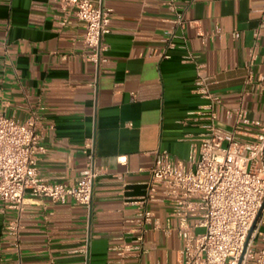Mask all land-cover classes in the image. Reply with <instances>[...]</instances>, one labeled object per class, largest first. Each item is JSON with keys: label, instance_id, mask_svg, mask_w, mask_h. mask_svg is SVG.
I'll list each match as a JSON object with an SVG mask.
<instances>
[{"label": "crops", "instance_id": "obj_1", "mask_svg": "<svg viewBox=\"0 0 264 264\" xmlns=\"http://www.w3.org/2000/svg\"><path fill=\"white\" fill-rule=\"evenodd\" d=\"M173 2L174 11L166 0H102L111 14L93 88L83 25L72 13L59 24L61 0H0V113L37 117L39 177L74 183L88 138L100 168L89 210L71 200L28 199L20 210L0 203V264H179L181 240L165 201L146 204L159 227L146 230L140 255L123 249L132 243L134 202L155 151L186 165L200 138L195 111L207 99L194 91L197 72L218 98L215 127L231 131L224 112L237 107L264 124V0ZM175 13L184 21L164 49ZM10 221L20 225L16 240L4 228Z\"/></svg>", "mask_w": 264, "mask_h": 264}, {"label": "built area", "instance_id": "obj_2", "mask_svg": "<svg viewBox=\"0 0 264 264\" xmlns=\"http://www.w3.org/2000/svg\"><path fill=\"white\" fill-rule=\"evenodd\" d=\"M97 2L94 5L92 0H61L59 21L64 24L72 13L82 23V42L87 48L83 59L93 65V88L99 66L106 61L103 37L109 30L111 14L102 0ZM166 5L175 10L173 0H166ZM183 21L182 14L175 13L171 27L161 37L164 49L174 46V29ZM233 36L237 37V33ZM160 55L166 56L163 52ZM206 79L197 72L194 80V91L207 99L195 111L202 120L200 138L197 144L190 145L186 165L174 161L166 150L154 152L145 193L134 202L138 210L131 220L132 243L123 249L134 250L136 257L140 255L146 230L159 227L146 204L165 201L176 219L175 230L181 240L179 264H264V124L237 107L224 112L225 118L233 119L231 131L215 127L213 106L218 98L208 91ZM258 86L263 89L264 80ZM37 127L34 115L19 122L0 113V203L20 210L28 199L53 203L71 200L89 210L94 179L100 172L92 139L84 141L85 167L76 181L50 182L39 177L36 170L37 156L44 151ZM254 128L257 130L252 134ZM19 227L17 221H10L4 228L16 240ZM118 254L122 257L121 252Z\"/></svg>", "mask_w": 264, "mask_h": 264}]
</instances>
